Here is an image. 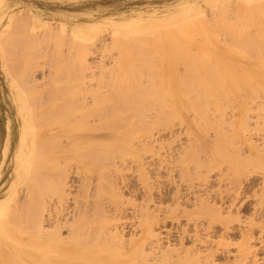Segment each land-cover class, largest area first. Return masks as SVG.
Wrapping results in <instances>:
<instances>
[{"label": "rangeland", "instance_id": "374dc122", "mask_svg": "<svg viewBox=\"0 0 264 264\" xmlns=\"http://www.w3.org/2000/svg\"><path fill=\"white\" fill-rule=\"evenodd\" d=\"M262 8L264 9V0H0V264H40V262L42 264H52V263L55 264L57 262L53 261V259L62 256L61 253L62 247L60 246L61 244H59V238L58 236H55L56 234H54V236L52 235L53 234L52 230L55 227L54 224L56 225V223L55 222L54 224L52 223L54 227L52 226V224L48 223L52 226V228L48 224H47L48 226H46L47 228L50 227L49 230H51L52 233L51 235H48L49 233L47 234V232L43 233V230L40 231L39 227L37 226L38 221L36 220H39L40 217L36 213L38 209L37 208L35 209V205L41 200V197L44 202L41 200L43 203L39 202V206L40 203L45 204L47 202L46 205L48 206V208L50 205L51 208V210L47 208L48 214L51 211L55 212L56 209L54 208H57V210L60 209L58 210L60 213L58 211L56 212L60 214L59 216H63V219L64 218L66 219V215L64 216V214H67L68 213L67 211H69V214H71L67 217V219L70 218V220L68 221L70 222L72 221L73 223L71 222V224H69V222L66 219L65 220L66 224L63 223L65 225H63L61 230L58 232L59 236H61L62 238L64 237L68 238L70 235H72V234L69 235V233L76 232L75 230L76 226L81 225L80 223L83 222V217H85L86 215L85 213H88L86 212L88 208V210H90L89 211L90 215L93 213L98 214L99 212H101V216H102V213L105 212L104 213L105 216L103 215L104 216L103 218H106L108 216L110 217L111 214V217L108 218L112 221V223L115 224L119 223V226H117L118 224L115 226H117L118 232L121 234V238H123L126 241L134 238L135 239L140 238L142 235L144 236L143 240L146 241L148 238L150 239V237L148 238L146 237L151 236L152 234V233L149 234L148 231L151 232L152 230L155 234V237L153 238L154 239L159 238L161 244L160 246L161 248H159L161 249L160 251L161 252L162 250L164 252L167 251L168 253H170V255L171 254L173 255V257H171L173 258V262H174L173 264H188L189 261L187 257L185 258L184 256L188 250L194 249L195 244L194 241L189 239L188 237L182 239L183 232L181 231L189 227V229L192 231V232L189 231V233L194 234V228H196V225L197 226L200 225V228H206V226L208 225L207 222L208 217L203 214L207 210L206 206L208 205V203H210L209 205L213 203L210 202L212 191H215L217 193L218 196L216 202L219 207L223 208V211L225 213L224 215L226 216L228 214L227 217L230 218L233 217L231 221H233V225L236 228L245 229L246 221H248L249 218L253 215L252 212L254 209L252 207L253 204H255V197L253 196L254 197L253 198L252 195L254 194L255 191H258L261 187L260 183L263 180L261 176L264 175L263 174L264 170H262L263 173H261L260 172L261 168L257 169L259 170L256 171L257 173L255 172L252 173L253 175L255 174L254 176L252 175L253 178L244 181V185L242 186V189L244 191L242 190L243 194H241L240 197L241 199L239 200L242 201L246 200L244 195L245 193L247 195L251 194L252 199L250 202H248L249 205H247V207L248 206L249 207L248 208L241 207L240 203L242 201H240L236 203V204L239 203L238 204L239 206L235 205L236 207L235 208L233 207L230 213L229 202L235 199L237 195L236 193L239 191V187H238L239 183L238 184L233 183V180L235 179L234 175H232L231 169H230L231 172L227 171V169L232 167L233 169H235L233 164L235 163L234 159L237 160L240 154H237L238 157H236L237 155L236 156L232 155L233 153L234 154L236 153L234 151L236 150V147H238V145L232 146V143L235 144L237 143L235 142L236 140H234V137H231L232 135L230 134L232 133V129L228 125H230L229 122H231L234 118L237 120L239 119V117L238 115L233 117V112H232L233 110L229 108L225 109L227 107L225 105L226 107H224V110H226V112L224 111V113H222L224 114V118H223L224 121L223 119L221 120L223 116L219 112L220 111L223 112V111L222 109H220L219 111V108L220 106H222L221 104L222 102L220 103V101L223 100L222 98L223 92L221 90L220 92L217 91L216 85L217 86L219 84L223 85L224 83H228L231 80L232 81L233 80L237 81V79L241 80L242 77H235L233 75V71L235 70L234 68L237 67H241V66L248 67L249 69H251L252 72L254 71L252 74L253 76H257L258 74L262 73L261 69H264V58H263L264 52L261 53L258 49L257 51H255L254 48L257 47H252V46H256L253 45L254 41L252 40H254L255 35L259 33V31L257 30H260L259 28H261V26L264 25L263 24L264 22H261V20L257 17L259 15V10H261ZM20 15H22V17H20ZM24 15L26 17H29L30 20L29 25H25L21 23L19 24V22L16 23L17 20L19 19L22 18L26 19ZM16 16H18V19ZM14 20H16V22ZM224 21H226L228 25H231V23L232 25L230 27H227L226 25L227 23L224 24ZM259 21L263 25L259 26L260 24ZM262 21L264 20L262 19ZM21 22L23 23L22 20ZM221 23L226 25L224 26L225 28ZM219 25L220 26L222 25V30H220L221 27ZM9 29H11V31H9ZM225 30H227V32ZM50 33L55 36L57 35L62 36V38H64L65 41H57V40L55 41V39L54 40L53 38L51 39ZM5 35H7L6 36L8 37L7 39H5L6 38L4 37ZM246 35L249 37L247 38ZM48 38H50L51 40H49ZM13 39L14 40L16 39L17 41L15 40L14 42ZM247 39H249V41H246ZM5 40L6 41L8 40V42H6ZM9 40H13L12 43H14V45L17 46L14 47V45L11 44ZM244 41L246 43H243ZM248 42L250 43L249 45L247 44ZM251 42H253V44ZM244 45L248 49L244 48L245 47ZM242 47L244 48V50L247 49L248 51L245 52L246 50L244 51ZM250 47L252 48V50L250 49ZM4 49L6 50V52H4ZM86 49L87 51L88 49L89 51H91L89 53V55H92L90 61H93V63L95 62V64H93L94 67L98 68L101 59L104 57L105 58L102 59L104 61L101 62L103 63V65L105 62L104 66H106V63L108 64L106 66L105 71H104L105 67L98 69L93 68L94 70H97L95 71V74L97 73L98 76L96 74L92 82L96 83L97 85L100 81H102L103 83L102 85L104 86V88L111 87L107 85V83L110 82V81L108 82V80H111L112 83L114 82V80H116L117 82V83L114 82L115 84H117V86L114 84L117 87V89L116 87L114 88L111 87L113 89L108 88V90L109 89L111 90V94L107 93L108 96L105 95L107 96L106 98L103 96L101 97V93H102L101 91H103L104 93L105 91L108 90L104 89L103 87H100V84L99 87L102 88V90H100L99 94H98L99 91L98 90L96 91L97 89L96 85L95 87H93L94 89L96 88L95 90L90 88L92 90L90 91V89H88L89 90L88 91L87 89L82 90L80 86L76 84L78 82L77 75L79 73L77 72L79 71V68L76 66L77 60L74 58L76 55L78 56H80V54L82 55L84 51L86 52V53L84 52V54H88ZM7 50H9L10 52ZM18 51L20 53H18ZM261 54L263 57L259 56ZM9 55H11V57ZM19 58L26 60V61L24 60L25 66L21 73L20 72L18 73V70L19 67L20 69H22L24 62ZM16 59L18 60L17 62ZM19 60L21 62H19ZM31 60L33 61L31 62ZM10 62L12 63V65ZM13 62H16L19 66H17L16 63L13 64ZM30 62L33 64V67L32 64L30 65ZM34 62L36 63V65L34 64ZM19 63L21 64V66ZM40 64L41 66H39ZM14 65L17 68H15ZM28 66H31L30 67V69L32 68L31 70H33L34 67H37V69L34 68V71L37 70L35 74L34 73L31 74L30 73L31 71L29 72L30 69H28V73H30V75L28 74L27 76H25V73H27ZM99 69H103L104 71V72L102 71L101 75H99L100 72L98 73ZM208 69L209 71L207 72ZM75 70H77V72H75ZM141 70L146 71V73L142 72ZM16 73H18L20 76H16L18 75ZM113 73L115 74V76L118 75L119 78L118 76L114 77ZM145 74H148L149 76L147 77V75ZM32 75L35 76L32 77ZM102 75L105 76V80L107 77L106 80L107 82L105 80H102L104 77L103 78L99 77ZM137 75L139 76L141 75L139 78H142V80L140 79L138 80L139 83L141 82L140 85L136 79ZM29 78L31 79L33 78L37 85L41 84V87L39 85L40 88L38 89L35 88L33 90L32 88L33 84L31 83H33L34 81L30 79L32 81L31 82ZM103 81H105L106 84ZM122 81H124L125 84H123L124 82L122 83ZM35 83L34 85L37 86ZM112 83L110 85H112ZM19 84L22 86L24 85L23 88H25L24 93L26 97L24 96L23 90H21L22 88L20 89ZM53 85L57 89L54 88ZM105 85H107L108 87H105ZM133 85L136 86L135 89L139 91V93L135 92L136 90L133 89L134 88ZM137 85L139 87L138 89H137ZM141 87L142 89H140ZM126 88L131 90V92L128 90L125 91ZM19 89L20 91H22L21 92L22 95L20 94L18 95V93L20 92ZM62 89L66 90L67 94H64L66 92L63 91ZM77 89L78 91H76ZM26 90L27 93L25 92ZM53 90L56 91L60 90L57 92L59 95H57L56 92L54 93ZM117 90L119 91V93ZM95 91L96 93H94ZM127 91L129 92L128 93L129 95H127ZM59 92H61V94ZM120 92L124 93V94L121 93L123 97L121 95H118L120 94ZM141 92L142 94H140ZM215 92L217 96L214 95ZM42 93L43 95H41ZM51 93L53 95H56L58 98L59 97L60 98L55 99L56 96L52 97ZM62 93L64 94V96H62ZM92 93L98 96L93 95ZM132 93H134L133 96L135 97L137 95L136 98L135 97L133 98L132 96V98L136 101L132 100L131 97L130 98L128 97ZM143 93H145V95H143ZM114 94L117 95L115 96ZM211 95H214L213 100L210 98ZM120 96L122 97V99L123 98L125 99L122 100ZM93 97L98 99L101 102V104H106L108 100V103H110V105H112V107L114 106L115 108L119 104L121 105V103L123 106L121 107L125 108L128 105V101H129L130 106L129 105L128 106L131 108L129 107L128 108L131 111H129L128 113L131 114H133L136 111L138 112L136 108L137 106H139V104L142 103L143 106H139L138 108H141L140 110L146 114L145 122L147 124L145 123L144 125L145 126L148 125V127L147 128L144 127L143 131L141 129L140 131L134 129V131H132L128 135L131 137V140L132 139L133 140L132 141L129 140L128 141V144L130 143L128 145L129 147L126 146L128 148H126V150L125 149L123 150L125 151L124 153L128 152L127 154L120 155L123 153L122 150L116 152L114 150L113 151L108 150L111 149L110 144L106 145L109 147L108 149L106 148L107 149L106 151L109 153L113 152L114 153V154L112 153L113 155L110 153L111 156L107 154V152L106 153L104 152L102 146L99 148L98 145L95 146L88 145V147L85 146L84 149L80 147V149H82L87 154L81 151L80 149H77L78 153H75L76 151L71 153L70 151L75 150L78 147L72 148L69 145V143L66 142V140L68 139L67 138L68 132H66V134H63L60 138H58V140L53 139L52 142H49L41 146H39L38 144V146L32 148L33 145L35 146V142L33 143V145L30 144V142L32 143L33 141L34 133L40 130L41 127L38 128L39 125L41 126L42 124L44 127L43 124L44 120L42 121L40 119L43 118L36 117L35 119H32L33 120L32 122H30L31 120L29 121V119L26 118L27 114H24V112L22 111L23 110L22 105L25 108L27 107V110L31 109L30 111H33L40 109L41 107L40 106L38 107V105L39 104L43 105L44 102L46 104V101H48V103H53L54 105L64 103V105L61 106V108H63L64 110L61 109V111H57L60 112L59 114L61 116L59 114L57 115H59V117H61L62 119L63 116L62 114L65 115L66 112H69L71 110H73L74 112V110H76L81 106L80 103L81 102L83 103V100L80 101L81 98L85 100L88 99L89 101L90 98L92 99ZM34 98L37 101H35ZM104 98L107 100H105ZM218 98H220V100L217 101L216 99ZM38 99L41 100L39 101ZM65 100L67 101V103L73 101L70 102V104L72 103L71 104L72 106L70 104H67ZM109 100L112 101L110 102ZM113 100H115V104ZM116 100H119L120 103L119 101H117L118 102L117 103ZM139 100L143 101L144 103L146 102L145 111L142 110V108L145 109L143 102ZM209 100L210 102L212 100L211 104L213 105L214 102L215 106H212ZM137 101H139V103H137ZM65 103L67 106H65ZM134 103L135 104L137 103L138 105L137 104L135 105ZM191 103L195 105V108L192 107L194 105H192ZM216 106H218L219 108ZM118 107L117 109L121 108L120 106ZM132 111L134 112L132 113ZM230 111L232 114L230 113ZM57 115L55 116L58 117ZM55 116L52 117L55 118ZM98 117H96V122L93 121L95 124H97V127L100 126L99 123L101 122L106 123V125L108 124L105 118H102L103 119L102 120L101 118ZM211 117L212 119L213 118L216 119L215 122L212 119H209ZM51 118H49V120ZM98 119L99 121L101 119V122H99ZM225 119H227L228 121L231 119L232 120L229 122L227 121L226 123ZM122 120L124 121V119ZM122 120H120V122ZM219 120L220 122L216 123ZM37 121H42V122H40L41 124L38 122L37 125ZM47 122L49 121L47 120ZM124 122H126V120ZM223 122L226 123L227 127H225L226 126L225 125L223 126L222 129L221 125L224 124ZM32 123H34L33 127H32ZM104 123L102 125H105ZM123 123L119 124V120L115 122L117 126L118 124L119 125L122 124L123 126L124 125ZM102 125L100 127H102ZM112 125L114 126V123ZM109 126H107V130H103V131L102 129L103 128L105 129V126L103 128L99 127L101 130L97 128L96 130L97 134L103 133V134H108L110 136L112 131H114L113 130L114 127L112 126L113 128L111 131L110 128L108 129ZM122 126L118 127L119 128L118 130L122 128V130L124 131V128L126 127L123 128ZM215 127L217 129H215ZM71 131L72 130H70L69 132ZM150 131L152 136L150 133H148ZM72 132L76 134L75 130H73ZM218 132H223L222 134L225 133L227 135L226 136L227 138L228 137L232 138L231 140L232 142L229 141V143L226 140L227 138H225L227 142L224 143L225 141L223 142L224 140L223 136L225 135H222L221 142L227 144V146L226 145L223 146L224 144L223 145L221 144L222 149H220L219 143L216 144V142H214L217 140H218L217 142H220L221 133ZM145 133L148 136L150 134L149 137H151L150 139L146 137L147 139L145 140L146 141L149 140V143H153V144L150 145L148 141L146 142L147 145L149 144L148 147L146 146L147 147L146 149L151 148L152 150H150L151 152L147 151L146 152L147 154L144 152L145 153L144 157L146 158L143 163V168L145 169L142 170V168L140 167V165L142 166V163L139 164L140 162L137 163L135 161L138 164V166L137 164L134 163V160L138 159L139 161V158H137L136 155H134L132 150L134 149L138 150L141 148L140 147L141 144L139 145L137 144V142L138 143L140 142V140L138 141V139H140L139 135L143 136L142 134ZM215 134L217 135V137L220 135L218 138H216V140L215 138H213V136L216 137ZM72 135L69 136L70 140ZM145 135L143 137H145ZM136 136H138V138ZM135 137L137 139H135ZM65 138L67 139L65 140ZM105 140H107L106 143H108V141L110 142V139H105ZM135 142L137 144L136 146H134ZM212 142H214L215 144H213ZM65 146L66 148H64ZM196 147L199 149H197ZM153 148L157 151H155ZM213 148H216L217 150L215 151L221 153L222 155L221 156L219 154L220 156L219 155L217 156V161H218L217 163L218 165L220 163L223 164V166L220 165L221 169L223 170V173L227 171L226 173L228 174L231 173V175L233 176L231 177V175L229 174L230 176H227L225 182L224 180L217 179L219 176L221 177V174H219V169L210 172L207 175V172H209V168H211V165L209 166V164L211 163V161H213L212 159ZM32 149L33 152L31 151ZM197 150L198 151L200 150V153ZM225 150H228L227 153ZM79 152L80 153L83 152V153L79 154ZM222 152H224V155L222 154ZM228 152L230 154H228ZM44 153L47 154L44 155ZM98 153H100L99 155L105 153L106 155H102L103 157L105 156V158L101 156L99 157ZM148 153L151 154L149 155ZM194 153L199 154L197 155L198 161L195 160L196 155ZM185 154L186 157L185 159H183L184 157L182 156ZM226 154H228L229 158L226 157L227 159L224 160L225 156H227ZM90 155H92V157L94 155L95 158L93 157L92 159ZM118 155L119 157H117ZM230 155L233 156L231 158L234 162L231 161ZM30 156H33L30 159L32 162L29 160ZM152 156L153 158L151 160L150 158ZM190 156H192V158H190ZM120 157H122V159ZM207 157L210 159L208 160ZM147 158L148 160L150 159L149 162ZM221 158H223L224 163L222 162ZM110 159H112L113 161H111ZM120 159L122 161L125 159L124 167L128 166L127 168H124L122 166L123 162ZM146 160L148 165L145 163ZM227 160H229L231 163L233 162L232 163L233 165L230 164L229 161ZM238 160H240L242 163L241 158ZM95 161L96 164L97 162L98 164L101 163L104 164L105 161L111 164L112 162H114L116 167L113 166L111 167L110 166L111 164L108 165V163H106L107 166L105 164L104 165L105 167H103L102 166L103 164H101L99 168L98 165L93 163ZM119 161L121 162L122 165L120 164ZM150 161L153 162V165H151L152 162L150 163ZM208 161H210V163ZM236 162H237V164L235 163L236 167L238 164H241L239 161ZM118 164H120L118 166L119 168H117ZM57 165L58 167H55ZM59 165L61 166L63 165V166L61 167ZM101 167L103 170L101 169ZM253 167L257 168L258 166H253ZM104 168L107 169L104 170ZM66 169L67 172H69V174L67 172L66 173L69 175L70 178L69 185L71 186H68L66 190L68 200L65 198H64L65 200L64 199L61 200L59 198V196L62 194L60 192L61 188H59V192H58L56 187L57 186L61 187L62 180L61 182L58 181L59 182L58 183L56 180H54V178L55 179L61 178L60 173L65 172ZM89 169L90 170L93 169V170L90 171ZM108 169L112 173V175L108 173L107 174L109 175L108 177L109 178L113 177L114 180L118 179V181L115 180V182L113 183L114 180L112 178L111 179L113 181L109 178L107 181L106 179L107 176L105 175L106 174L105 171L107 172ZM249 169H251V167H249ZM53 172L54 174H57L59 172L58 174H60V176L54 175ZM86 174H89V176H87ZM41 175L42 176L44 175L45 177H43L42 179ZM103 175L106 177L102 178L103 180L100 181L101 176L104 177ZM24 176H27L28 178L26 177L24 178ZM38 177L39 178L41 177V179L39 180ZM230 177L233 179V180L231 179L232 182L230 180ZM82 181L84 182V184ZM42 182L44 184H42ZM88 182L91 184H89ZM87 183L89 184L90 189L83 187L85 185L87 187L88 186ZM101 184L103 186H101ZM105 184L106 186H104ZM52 185L54 190L50 191L52 190ZM94 185L96 188H93ZM39 187L40 189L38 190L40 191L42 196L39 195L40 193L39 194L37 193L38 190L36 188ZM44 187L45 188L51 187V189L49 188L45 189ZM80 187L81 190L79 189ZM102 188L104 190H107L109 194L106 191H104ZM44 190L47 191L46 192L47 194L44 192ZM87 190H88V194L86 195ZM109 190L111 191V193L109 192ZM218 190L219 192L221 191L220 193H223L222 194L223 196L224 195L226 196V197L224 196L225 197L224 200H221L220 193L217 192ZM55 191H57L58 193ZM93 191L94 193H92ZM95 191L97 193V196H95L96 195ZM99 191H101L102 198L101 195L100 197L98 196L100 194ZM223 191L225 192V194ZM50 193L52 195H50ZM34 196H35V200L33 199ZM36 196L38 197L41 196L39 197L40 198L39 201L37 200ZM21 198L23 199L22 201ZM200 198L204 200H201ZM27 199H29V201ZM44 199L46 200V202ZM50 199H52V201ZM194 199H196V201H194ZM198 199H199V203H198ZM107 200H109V202ZM112 200L117 204V206L115 203L113 205ZM227 200L230 201L228 202ZM23 201L26 202V204ZM110 201L112 205L110 204ZM201 201H203L202 203H204V206L206 208L204 206H201L203 204L200 205ZM22 202L24 203V205L22 204V206H20ZM89 203L90 205L92 204L91 206H93L94 204L95 205L97 204L98 206L99 204L98 206L99 209L96 206V208L99 211L95 210L96 209L95 208L94 209L95 211L93 210L92 213V208H94L95 206L91 208ZM13 204L17 205V206L15 205L16 209ZM179 204L180 207L176 208L178 207L177 205ZM31 205L34 209L30 207ZM101 206L103 209L101 208ZM41 207H43L42 209H44L43 205H41ZM82 207H85L86 210L84 211L83 209L85 208L82 209ZM23 208L27 214L26 216L30 217V218L28 217L29 219L23 213L24 211L21 210ZM106 208L109 210H106ZM113 208L115 210H111ZM141 208L143 211L141 210ZM145 208L146 210H144ZM42 209L40 208L39 212ZM100 209L102 211H100ZM27 211L30 212L32 211L33 216L31 215L30 212ZM199 211L201 212V214ZM41 212L39 214L40 216H42ZM56 212L55 215L53 214L54 216L58 214ZM21 213L26 217L25 219ZM34 213H36L39 219L36 217ZM82 213L85 215L82 216ZM89 213L86 216H88ZM94 214L93 216L91 215L92 216L91 218L93 217L98 218V216H100V213L97 216ZM15 215L17 216V218L20 219L15 218L16 217ZM18 215L20 217H18ZM75 215L82 216V218L79 216L76 217ZM13 216L15 219L13 218ZM21 216L23 217L21 218ZM31 216L34 218H32ZM144 216L148 217V220L147 218L145 219ZM238 216L240 217L238 218ZM140 217L142 219L144 217V220L142 221ZM31 218L33 219V221L35 219L34 222L37 223L36 224L32 223L33 221ZM103 218H100V220ZM118 218L121 219V221ZM21 219L23 222L19 221ZM16 220H18L19 222L16 223ZM28 220L30 221V223L28 222ZM145 220H147V222ZM140 221L143 223H141ZM18 223L20 225H18ZM26 223L30 225V226L27 225L28 228L25 225ZM93 223L94 225L97 224V226H99L98 224H102L103 221L97 220V223L92 222V224ZM32 224H34L35 228L32 227L33 226ZM23 225L26 226V229ZM71 225L72 227H70ZM184 225L186 227H184ZM36 226L38 227V230ZM71 229H73L72 232H70ZM74 230L75 232H73ZM37 231H39L40 233ZM222 232H224L223 227H218L216 229V232H214V234L210 233L211 235L213 234L214 236L213 237L207 235V231L205 230L201 231L202 236L205 239L209 238L210 239L209 243L211 242L210 244L209 243L207 244L209 246L204 244L198 245L197 248L200 249L201 255L207 254L209 251H211V249H213L212 250L213 252L217 251L216 248L218 249L217 247L218 242L220 243V241L225 239V238H221L220 236ZM236 232H237L236 234L234 233L233 235H231L232 239L230 238L229 241H227L232 243L228 247V249L231 251L230 252L231 254L230 253H223V255L217 254L216 257H213L214 259L212 261L213 264H225L226 262L231 263L235 261L237 256L239 257L240 251L238 244L241 242L242 237H240L241 231L239 232V230H237ZM156 235L158 236L156 237ZM45 237L47 238L45 239ZM149 239L147 240V243L151 245L150 243H152V240ZM222 242H226V241L224 240ZM42 243H45L44 244L45 247L43 246ZM257 244L258 243H252L251 245L253 247L255 246L254 247L255 249L260 246V244L258 245ZM146 246L148 247L147 244ZM204 246H206L207 248ZM52 247L55 249L54 250L55 252L51 250ZM42 250L45 253H43ZM17 251L19 253H17ZM148 251L149 250H147V252ZM36 252L37 253L39 252L38 253L39 255ZM180 256L184 257L182 261L180 260L181 262L178 261V259H180ZM259 257H264V251L259 254ZM44 260L47 263L43 262Z\"/></svg>", "mask_w": 264, "mask_h": 264}, {"label": "bare ground", "instance_id": "6f19581e", "mask_svg": "<svg viewBox=\"0 0 264 264\" xmlns=\"http://www.w3.org/2000/svg\"><path fill=\"white\" fill-rule=\"evenodd\" d=\"M25 16V15H24ZM17 17V19H18V16H16ZM20 17H22V15H20ZM26 17V16H25ZM250 17V16H249ZM252 17H253V15H252ZM255 17V16H254ZM260 20H261V22H264V21H262V19L264 20V9L262 8L261 10H259V15L257 16ZM16 19V20H17ZM24 18H22V19H19V20H17V22H16V20H14L16 23H18L19 22V24L21 23V24H25V25H29V23H30V20H29V17H26V19H24ZM255 19V18H254ZM258 19V20H259ZM21 20L23 21V23L21 22ZM247 20V19H246ZM248 21V20H247ZM252 21V20H251ZM243 22V21H242ZM261 22L259 21V26H261V25H263V24H261ZM225 23H227L226 21H224V24ZM221 24H223V23H221ZM223 24V27L224 26H226L227 25V27H230L231 25H232V23H231V25H228V23L226 24V25H224ZM243 24V23H242ZM241 24V25H242ZM249 24V23H248ZM233 25H234V23H233ZM236 25V24H235ZM250 25V24H249ZM24 26V25H23ZM220 26V25H219ZM245 26V25H244ZM221 27V29L220 30H222V25L220 26ZM219 27V28H220ZM238 27H240V26H238ZM247 27V26H246ZM263 27V28H262ZM225 28V27H224ZM232 28V27H231ZM233 28H235V27H233ZM251 28V27H250ZM229 29V28H228ZM260 30H257V31H259V33H257L256 35L258 36H256L255 35V37H254V40H252V41H254V44H253V42H251L253 45H256V46H252V47H257V48H254L255 49V51H257V49L261 52V53H263L264 52V25L263 26H261V28H259ZM261 29H263V30H261ZM233 30V29H232ZM246 30H249V29H246ZM7 31V30H6ZM9 31H11V29H9ZM226 32H227V30H225ZM236 31V30H235ZM240 31V30H239ZM206 32V31H205ZM230 32V31H229ZM249 32H251V31H249ZM10 33V32H9ZM235 33V32H234ZM198 34V33H197ZM205 34H207V33H205ZM230 34H232V33H230ZM248 34V33H247ZM50 38L52 39L53 38V40L55 39V41L57 40V41H65V39L64 38H62V36H55V35H52L51 33H50ZM250 35V34H249ZM7 35H5L4 37H6ZM200 36V35H199ZM202 36V35H201ZM247 36V35H246ZM254 36V35H253ZM253 36H251V37H253ZM249 36H247V38H248ZM258 39H257V38ZM8 37H6L5 39H7ZM50 38H48L49 40H51ZM245 38V37H244ZM255 39H257V40H255ZM14 40V39H13ZM13 40H9V42L11 43V44H13L14 45V43H12V41ZM16 40V39H15ZM15 40H14V42H15ZM67 40V39H66ZM6 41V40H5ZM17 41V40H16ZM246 41H249V39H247ZM251 41V40H250ZM255 41H256V43H255ZM258 41V42H257ZM2 42H3V40H2ZM6 42H8V40L6 41ZM73 42H74V40H73ZM5 43V42H4ZM243 43H246L245 41L243 42ZM243 43H242V45H243ZM17 44V43H16ZM240 44V43H239ZM248 45L250 44L249 42L247 43ZM12 45V46H13ZM15 46H17V45H14V47ZM245 46V45H244ZM4 48H6V47H4ZM93 48H94V46H93ZM92 48V49H93ZM243 48V47H242ZM244 48H247L246 46L244 47ZM244 48H243V50H244ZM13 49V48H12ZM18 49V48H17ZM248 49V48H247ZM247 49H245L244 51L245 52H247L248 50ZM250 49L252 50V48L250 47ZM253 49V50H254ZM232 50V49H231ZM7 51H9V50H7ZM17 51V50H16ZM86 51H87V49H86ZM250 51V50H249ZM4 52H6V50L4 49ZM10 52V51H9ZM13 52V51H12ZM15 52V51H14ZM83 52V51H82ZM81 52V53H82ZM85 52V51H84ZM84 52L82 53V55L80 54V56H78V55H76L77 56V58H76V56H75V58L74 59H76L77 60V62H76V66L79 68V71L77 72V70H75V72H77V73H79L78 75H77V83L76 82H74V83H76L77 85H79L80 86V88L82 89V90H88V89H90V88H92V89H94L93 87H95V85H96V83H94V82H92L93 81V78L96 76V74H95V71H97V70H94L96 67H94L93 66V64H95V62L93 63V61H90V59H91V57H92V55H89V53L91 52V51H89V49H88V51H87V53L88 54H84ZM259 52V53H260ZM17 53V52H16ZM15 53V54H16ZM18 53H20L19 51H18ZM17 53V54H18ZM86 53V52H85ZM14 54V53H13ZM93 54V53H92ZM6 55V54H5ZM10 57H11V55H9ZM15 56V55H14ZM13 56V57H14ZM16 56H19V55H16ZM260 57H263L264 56V54H263V56H262V54L261 55H259ZM12 57V58H13ZM105 58V57H104ZM104 58H102V59H104ZM264 58V57H263ZM8 59H9V57H8ZM15 59V58H14ZM18 59V58H17ZM16 59V62L18 61ZM20 59V58H19ZM31 59H33V58H31ZM71 59V58H70ZM101 59V61H104V60H102ZM7 60V59H6ZM20 60H23V59H20ZM19 60V62H21ZM25 60V59H24ZM24 60H23V62H24ZM37 60V59H36ZM106 60H108V59H106ZM26 61V60H25ZM29 61H30V59H29ZM33 60H31V62H32ZM35 61V60H34ZM100 61V65L98 66V68H104V71H105V69H106V66L108 65L107 63H106V66H104L105 65V62H104V65H103V63ZM16 62H13V64H15ZM30 62V65L32 64ZM11 63V62H10ZM98 63V62H97ZM101 63H102V65H101ZM113 63V62H112ZM20 64V63H19ZM25 64V62L23 63V66H22V69H20V67H19V70H18V73L20 72H22L23 71V68H24V65ZM34 64L36 65V63L34 62ZM10 65V64H9ZM11 65H12V63H11ZM16 65L17 66H19L17 63H16ZM7 66V65H6ZM20 66H21V64H20ZM39 66H41V64L39 65ZM10 67V66H9ZM14 67H15V65H14ZM13 67V68H14ZM29 67V68H28ZM27 67V73H25V76H27L28 74L30 75V73L32 74V73H34L35 74V72L37 71V70H35L34 71V68H36L37 69V67H38V65H37V67H34L33 68V70H31L30 69V67L31 66H28ZM32 67H33V64H32ZM198 67V66H197ZM196 67V68H197ZM15 68H17V67H15ZM94 68V69H93ZM98 68H96V69H98ZM28 69H30L29 70V72L30 73H28ZM39 69H41V68H39ZM235 70L233 71V69H232V71H233V75L235 76V77H242V79L241 80H238L237 79V81H230V82H228V83H224L223 85H216V90L217 91H219L220 92V90L223 92V100L222 101H220V103L222 104V106H220V108L218 107V106H216V107H218L219 108V111H220V109H222V111L223 112H219L223 117L221 118V120L224 118V114H222V113H224V111L226 112V110H224V107H226L225 109H232L233 111V117H235L236 115H238V117H239V119H231V120H229V121H231V122H229L227 119H225V122L227 123V121L230 123V125H228V126H230L231 127V129H232V133L230 134V135H232L231 137H234V140H236L235 142L237 143V144H235V143H232V146L233 145H238V147H236V150L234 151V152H236L235 154L233 153V151H232V155L234 156H236L237 154H240L239 155V158L238 159H240L241 158V160H242V163H241V161L240 160H236V159H234L235 160V163L237 164V162L236 161H239L241 164H238L237 165V167L235 166V163H233L234 161L232 160V158L231 157H233V156H231L230 155V158H231V161H233L232 163L234 164V167H235V169H233V167L232 168H225V169H227V171H230V169H231V171H232V175H234V178L238 181H236L235 179L233 180L231 177H233L232 175H231V173H229L230 175H231V177H230V180L232 179L233 180V183H239L237 186L239 187V191L236 193L237 195H236V197H235V199H233V200H227L228 202H229V212L231 213V211H232V209H233V207L235 208L236 206L235 205H237V206H239L238 204H236L237 202H240V201H242V200H239V199H241L240 197H241V194H243L242 193V186L244 185V181L245 180H248V179H250V178H253L252 177V173H257L256 171H259V170H257V169H260V172L261 173H263L262 172V170H264V75H262V74H264V69H261L262 70V73L261 74H258L257 76H253L252 74H253V72L251 71V69H249L248 67H237V68H234ZM10 70H11V68H10ZM14 70V69H13ZM21 70V71H20ZM94 70V71H93ZM100 70V71H99ZM98 70V73H99V75H101V73H102V71H103V69H99ZM33 71V72H32ZM103 71V72H104ZM142 72H145L146 73V71H143V70H141ZM209 71V69L207 70V72ZM74 72V73H75ZM139 72V71H138ZM18 73H16V74H18ZM141 73V72H140ZM139 73V74H140ZM228 73V72H227ZM231 73V72H230ZM13 74H14V72H13ZM15 74V75H16ZM106 74V73H105ZM114 74V73H113ZM75 75V74H74ZM103 75H104V73H103ZM99 76L100 78L102 77H104L102 80H105V76ZM145 75H147V77L149 76L148 74H145ZM16 76H20L19 74L18 75H16ZM15 76V77H16ZM33 76H35V75H32V77ZM97 76H98V74H97ZM113 76V75H112ZM111 76V77H112ZM116 76H118V75H116ZM115 76V74H114V77H116ZM141 76V75H140ZM139 75H137V77H136V79H137V82H138V80L140 79V80H142V78H139L140 77ZM31 77V76H30ZM76 77V76H75ZM25 78H27V77H25ZM35 78V77H34ZM74 78V77H73ZM91 78V79H90ZM98 78V77H97ZM118 78H119V76H118ZM117 78V79H118ZM145 78V77H144ZM234 78V77H233ZM31 78H29V80H30ZM32 81H34V79L32 78L31 79ZM30 80V81H31ZM35 80H37V79H35ZM74 80V79H73ZM106 80H107V77H106ZM105 80V81H106ZM146 80H147V78H146ZM149 80V79H148ZM31 81V82H32ZM98 81V80H97ZM105 81H103L105 84H106V82ZM111 82L112 83V81L111 80H108V82ZM17 82V81H16ZM38 82V81H37ZM47 82V81H46ZM51 82V81H50ZM99 82V81H98ZM107 83V85H109V86H111V87H116L117 86V84H115V83H117L116 82V80H114V82L112 83V85H110L111 83ZM124 81H122V83H123ZM34 83H35V81L33 82V83H31V84H33V90L35 89V88H40L41 87V84H39L40 85V87H39V85H37L36 83V85L37 86H35L34 85ZM39 83V82H38ZM43 83V82H42ZM49 83V82H48ZM94 83V84H93ZM121 83V84H122ZM139 83V82H138ZM141 83V82H140ZM140 83H139V85H140ZM30 84V85H31ZM56 84V83H55ZM57 84H59V83H57ZM61 84V83H60ZM75 84V85H76ZM99 84H100V87H103L104 88V86L102 85L103 83H102V81H100L96 86H97V89H96V91L98 90L99 92H98V94L100 93V90H102V88H100L99 87ZM116 86H115V85ZM123 84H125V82L123 83ZM20 85V84H19ZM46 85V84H45ZM67 85V84H66ZM102 85V86H101ZM107 85H105V87H108ZM114 85V86H113ZM132 85V84H131ZM22 85H20V89L21 90H23V93H24V89L25 88H23L24 87V85L21 87ZM43 86V85H42ZM54 86V85H53ZM57 86V85H56ZM134 86V85H133ZM132 86V87H133ZM111 87H108V88H110V89H113V88H111ZM121 87H122V85H121ZM121 87H120V90H121ZM124 87V86H123ZM128 87V86H127ZM221 89H220V88ZM54 88H56L55 86H54ZM53 88V89H54ZM61 88V87H60ZM59 88V89H60ZM79 88V87H78ZM100 88V89H99ZM108 88H104V89H107L108 90ZM136 88V86H134V88L133 89H135ZM139 87H138V85H137V89H138ZM219 88V89H218ZM20 89H19V91H20ZM50 89H52V88H50ZM57 89V88H56ZM64 89V88H63ZM62 89V90H63ZM80 89V90H81ZM92 89H90V91L92 90ZM94 89V90H95ZM108 90V91H105L104 93H103V91H101L102 93H101V97L103 96V97H107L108 95H107V93L108 94H111V90ZM116 89H117V87H116ZM140 89H142V87L140 88ZM139 89V90H140ZM70 90V89H69ZM72 90V89H71ZM81 90V91H82ZM115 90V89H114ZM119 90V89H118ZM117 90V91H118ZM126 90H128V91H130L131 92V90H129V89H125V91ZM136 90V89H135ZM28 91H29V89H28ZM54 91V93L56 92H58V91H60V90H58V91H56V90H53ZM63 91H65L66 93H64V94H67V91L66 90H63ZM76 91H78V89L76 90ZM89 91V90H88ZM96 91L94 92V93H96ZM127 91V95H129L128 92ZM21 92L22 91H20L19 93H18V95L20 94V95H22L21 94ZM26 93H27V90L25 91ZM134 92V91H133ZM136 93H139V91H135ZM134 92V93H135ZM145 92V91H144ZM53 93V92H52ZM51 93V94H52ZM60 94H61V92H59ZM94 93H92L93 95H96V94H94ZM118 93H119V91H118ZM121 93L122 94H124L123 92H120V94H118V95H121ZM134 93H132L130 96H128L129 98L131 97L132 98V96H133V94ZM48 94V93H47ZM47 94H46V97H47ZM51 94H49V95H51ZM64 94L62 93V96H64ZM74 94H75V92H74ZM103 94V95H102ZM140 94H142V92L140 93ZM221 94V93H220ZM219 94V95H220ZM41 95H43V93L41 94ZM57 95H59L58 93H57ZM87 95V94H86ZM86 95H85V98H86ZM105 95H107V96H105ZM115 95V94H114ZM117 95V94H116ZM115 95V96H116ZM126 95V94H125ZM136 95V94H135ZM143 95H145V93H143ZM214 95H216V92H215V94ZM214 95H211L210 96V98L213 100V98H214ZM24 96H25V93H24ZM23 96V97H24ZM55 97L56 95H53L52 94V97ZM96 96H98V95H96ZM95 96V97H96ZM122 97H123V95H121ZM120 96V98L122 99V97ZM142 96V95H141ZM141 96H139V97H141ZM217 96V95H216ZM26 97V96H25ZM45 97V96H44ZM50 97V96H49ZM90 97V96H89ZM89 97H87V98H89ZM95 97H93L92 99L90 98V100H92V101H88V99L87 100H85V99H80V101H82L83 100V103L81 102L80 103V107L79 108H77L76 109V107H75V109L76 110H74V112H73V110H71V111H69V112H66L65 113V115L64 114H62L63 116H62V119H61V117H59V113L60 112H57V111H61V109H63V108H61V106L62 105H64V103H62V104H53V103H48V101H46V104H45V102L43 103V105H41V104H37L38 105V107L40 106L41 108L40 109H38V110H33V111H30V110H27V107L25 108L23 105H22V111L24 112V114H27V119H29V121L30 122H32L33 120L32 119H35L36 117H39V118H43V119H40V120H44V122H43V124H44V127H43V125L40 123V122H42V121H37V125H38V122L41 124V126L39 125V127L38 128H40V130H38V131H36L35 133H34V135H33V141H32V143L30 142V144H32L33 145V143L35 142V146L33 145H31L32 146V148H34V147H36V146H38V144H39V146H41V145H45V144H47V143H49V142H52V140L53 139H57L58 140V138H60L63 134H66V132H68L67 134V138H65V140H66V142H68L69 143V145L72 147V148H76V147H78V148H76L75 150H72V151H70L71 153L72 152H74V151H76L75 153H78V150L77 149H80V147L81 148H83L84 149V147L85 146H87L88 147V145H93V146H95V145H98L99 146V148L102 146L103 147V150H104V152L106 153L107 151V149L109 148L108 146H106L107 144H110L109 146L111 147V149H108V150H114L115 152L116 151H121L122 150V152L124 153L125 151H123L124 149L126 150V148H128L129 146V144H128V141L129 140H131V137L130 136H128L132 131H134V129L135 130H139L140 131V129L143 131L144 130V127L145 128H147L148 127V125L147 126H145L144 124L146 123L145 122V117H146V114L145 113H143V111H141L140 109L141 108H138L139 106H143L142 105V103L141 104H139V106H137V108H136V106H135V108L138 110V112L136 111V112H134V111H132V113L133 114H131V113H128L129 111H131L129 108H131V107H129L130 106V104H129V101H128V105H127V103H126V107L125 108H122L123 106H122V103H121V105L119 104L118 106H122L120 109H117V107L115 108L114 106L112 107V105H110V103H108V100L107 99H105V100H107V102H106V104H101V102L98 100V99H96ZM100 97V98H101ZM118 97V96H117ZM135 96H133V98H134ZM136 97H137V95H136ZM135 97V98H136ZM138 97V98H139ZM144 97V96H143ZM220 97V96H219ZM58 97L56 96L55 97V99H57ZM60 98V97H59ZM58 98V99H59ZM80 98V97H79ZM95 98V99H94ZM126 98H127V96H126ZM132 98V100H134ZM137 98V99H138ZM145 98V97H144ZM217 98V97H216ZM21 99H22V97H21ZM42 99V98H41ZM40 99V100H41ZM103 99V100H104ZM112 99H114V98H112ZM123 99H125V98H123ZM122 99V100H123ZM140 99V98H139ZM28 100V99H27ZM30 100V99H29ZM34 100L35 101H37L35 98H34ZM39 100V99H38ZM39 100V101H40ZM78 100V99H77ZM128 100V99H127ZM127 100H126V102H127ZM141 100H143V99H141ZM141 100H139V101H141ZM212 100H211V102H212ZM217 101L218 100H220V98H218V99H216ZM258 100H259V103H258ZM21 101V100H20ZM44 101V100H43ZM110 101V100H109ZM112 101V100H111ZM110 101V102H111ZM114 101V104H115V100H113ZM117 101H119V100H116V102ZM134 101H136V100H134ZM139 101H137V103H139ZM29 102V101H28ZM31 102V101H30ZM64 102V101H63ZM65 102L67 103V101L65 100ZM70 102H73V101H70ZM70 102H68L67 104H70ZM75 102V101H74ZM77 102V101H76ZM123 102V101H122ZM124 102H125V100H124ZM130 102H131V100H130ZM141 102H143V101H141ZM148 102V101H147ZM209 102H210V100H209ZM211 102H210V104H211ZM32 103H35V102H32ZM38 103V102H37ZM66 103H65V106H67L66 105ZM118 103V102H117ZM119 103H120V101H119ZM132 103H133V101H132ZM131 103V104H132ZM136 103V104H137ZM146 103V102H145ZM145 103L143 102V104H144V107H145V109L144 108H142V110H146V106H145ZM28 104V103H27ZM26 104V105H27ZM72 104V103H71ZM70 104V105H71ZM74 104V103H73ZM109 104V105H108ZM112 104H113V102H112ZM135 104V103H134ZM133 104V105H134ZM135 104V105H136ZM192 104V103H191ZM210 104H209V106H210ZM220 104V105H221ZM34 105V104H33ZM76 105V104H75ZM77 105H78V103H77ZM132 105V106H133ZM138 105V104H137ZM192 105H194V104H192ZM212 105V104H211ZM226 105V106H225ZM69 106V105H68ZM72 106V105H71ZM70 106V107H71ZM150 106V105H149ZM149 106H147V107H149ZM191 106V105H190ZM212 106H215L214 105V102H213V105ZM70 107H68V108H70ZM129 107V108H128ZM134 107V106H133ZM192 107H194L195 108V105L194 106H192ZM67 108V107H66ZM65 108V109H66ZM73 108V107H72ZM119 108V107H118ZM34 109V108H33ZM217 109V108H216ZM64 110V109H63ZM67 110V109H66ZM117 110V111H116ZM119 110V111H118ZM186 110V109H185ZM215 110V109H214ZM140 111V112H139ZM177 111V110H176ZM208 111V110H207ZM109 112H111V113H109ZM230 113H231V111H230ZM57 114H59V115H57ZM232 114V113H231ZM55 115H57L58 117H56ZM221 115H219V116H221ZM226 115V114H225ZM228 115V114H227ZM52 116H55V118H53ZM61 116V115H60ZM98 116H100V117H98ZM180 116V115H179ZM215 116V115H214ZM232 116V115H231ZM52 117V118H51ZM96 117H98V118H105V120L107 121V125H106V123H104L105 125H102L103 123L101 122V119H100V121H99V119H98V121L99 122H101V123H99L100 124V126L102 125V127H100V126H98L97 127V124H95L94 122H96ZM213 117V116H212ZM212 117L211 118H209V119H212ZM217 117H218V115H217ZM39 118H37V119H39ZM49 118H51L50 120H51V122H50V120H49ZM58 118H60V119H58ZM227 118V117H226ZM122 119H124V121L126 120V122H124ZM47 120L49 121V122H47ZM57 122H56V121ZM103 120V119H102ZM104 120V121H105ZM119 120V124L120 123H123L124 125L122 126V124L121 125H119L118 124V126L115 124V122L116 121H118ZM120 120H122L121 122H120ZM214 122H215V120L216 119H212ZM28 121V120H27ZM94 121V122H93ZM223 121H224V119H223ZM26 122V121H25ZM218 122H220V120L219 121H217L216 123H218ZM27 123V122H26ZM114 123V126L112 125ZM221 123H222V121H221ZM224 123V122H223ZM226 123H224L223 125H221L222 126V129H223V126H225L226 125ZM28 124V123H27ZM33 124L34 123H32V127H33ZM98 124V125H99ZM127 124V125H126ZM147 124V123H146ZM232 124V125H231ZM30 125V124H29ZM111 127H110V126ZM214 125H215V123H214ZM105 126V129L103 128ZM107 126H109L108 127V129L110 128V130L112 131V128H113V130L114 131H112V133L110 134V136L108 135V134H103V133H98L97 134V128L99 129V130H101L100 128H103L102 129V131L103 130H107ZM113 126V127H112ZM126 127V128H124V131L122 130V128L120 129V130H118L119 128L118 127ZM31 127V126H30ZM43 127V128H42ZM100 127V128H99ZM116 127V128H115ZM151 127V126H150ZM225 127H227V125L225 126ZM230 127H228V128H230ZM139 128V129H138ZM217 128H218V126H217ZM216 127H215V129H217ZM221 128V127H220ZM117 129V130H116ZM70 130H75V133L77 134V132H78V134L76 135V134H74L72 131L71 132H69ZM147 130H149V129H147ZM151 130V129H150ZM33 131V130H32ZM31 131V132H32ZM77 131V132H76ZM220 131V130H219ZM226 131V130H225ZM224 131V132H225ZM215 132V131H214ZM214 132H213V135H214ZM74 134V135H72V134ZM148 133H150L151 134V131L150 132H148ZM216 133H217V131H216ZM218 133H221V139H220V142H217V141H214V142H216V144H220V149H222V145L224 144V143H226L227 141H228V143H229V141H231L232 140V138H227L226 136V134L224 133V134H222L223 132H218ZM72 135L71 136V140H70V138H69V136L70 135ZM146 134V133H145ZM145 134H142L143 136L145 135ZM150 134H149V136H150ZM29 135H30V133H29ZM75 135H76V137H75ZM132 135V134H131ZM147 135V134H146ZM145 135V137H143V136H140L139 135V137H140V139H138V141L140 140V142L138 143L137 141V144H141L140 145V149H138V150H132L133 151V153H134V155H136V157L137 158H139V161H138V159L137 160H134V163L135 164H137V163H139V164H141L142 163V166L140 165V167L142 168V170L143 169H145V168H143V163H144V161H145V158L146 157H144L145 156V153L147 152V151H150V150H152L151 148H148V149H146L147 147H148V145L150 144H153V143H149V140H147L148 141V145L146 144V140L145 139H147L146 137H148V139H150L151 137H149L148 135L146 136ZM212 135V136H213ZM216 135V134H215ZM222 135H225V136H223V138H224V140H223V142H221L222 141ZM229 135V136H230ZM135 136V135H134ZM151 136H152V134H151ZM218 136V137H219ZM72 137H75V138H72ZM127 137V138H126ZM130 137V138H129ZM137 138H138V136H136ZM135 137V139H137ZM204 137V136H203ZM217 137V135H216V137H214L213 136V138H215V140H216V138H218ZM30 138V137H29ZM133 138V137H132ZM225 138H227L226 140H225ZM36 141H35V140ZM105 139H110V142L108 141V143H106L107 142V140H105ZM155 139V138H154ZM230 139V140H229ZM64 140V139H63ZM69 140V141H68ZM133 140V139H132ZM131 140V141H132ZM152 140V139H151ZM234 140H233V142H234ZM105 141V142H104ZM154 141V140H153ZM136 142L134 143V146H136L137 144H136ZM156 142V141H155ZM154 142V143H155ZM209 142V141H208ZM214 142H212L213 144H215ZM232 142V141H231ZM230 142V143H231ZM211 143V142H210ZM62 144V143H61ZM212 144V145H213ZM222 144V145H221ZM138 145V146H139ZM227 146V144H224L223 146ZM97 146V147H98ZM113 146V147H112ZM126 146H128V147H126ZM147 146V147H146ZM211 146V145H210ZM217 146V145H216ZM56 147H57V145H56ZM62 147V146H61ZM132 147H133V145H132ZM200 147V146H199ZM214 147H215V145H214ZM231 147V146H230ZM64 148H66V146L64 147ZM107 148V149H106ZM197 148V147H196ZM201 148V147H200ZM90 149H91V147H90ZM145 149H146V151H145ZM154 149V148H153ZM195 149V148H194ZM197 149H199V148H197ZM226 149V148H225ZM233 149H234V147H233ZM29 150V149H28ZM27 150V151H28ZM81 151H83L82 149H80ZM79 150V151H80ZM93 150H95V149H93ZM155 150V149H154ZM215 150H217L216 148H213V151H212V159H213V161H211V163H210V161H208L210 164H209V166L211 165V168H209V172H207V175H208V173H210V172H213V171H215V170H218L219 169V174H221V177L219 176L218 177V175H217V179H219V180H224V182H225V179H227V176H230L228 173H223V170L221 169V167H220V165L221 166H223V164H221L220 162V164L218 165V161H217V156L220 154L221 155V153H218L217 151H215ZM32 152H33V149L31 150ZM35 151V150H34ZM97 151V150H96ZM99 151H100V149H99ZM102 151V150H101ZM155 151H157V150H155ZM160 151V150H159ZM192 151H194V150H192ZM198 151V150H197ZM222 151V150H221ZM226 151V153H227V151L228 150H225ZM224 151V152H225ZM229 151H231V150H229ZM32 152H31V154H32ZM39 152V151H38ZM46 152V151H45ZM84 152V151H83ZM82 152V153H83ZM98 152V151H97ZM127 152V151H126ZM145 152V153H144ZM151 152V151H150ZM199 153H200V150L198 151ZM220 152V151H219ZM224 152H222V154L224 155ZM42 153V152H41ZM70 153V154H71ZM74 153V154H75ZM82 153H80L79 152V154H82ZM84 153H86V152H84ZM96 153V152H95ZM101 153V152H100ZM100 153H98V155L100 154ZM105 153H102V155H106ZM111 154L113 153V152H110ZM109 152H107V154H109L110 156H111V154H110ZM120 154V155H125V154H127V153H124V154ZM154 153V152H153ZM197 153V152H196ZM218 153V154H217ZM45 154H47V153H44V155ZM58 154V153H57ZM87 154V153H86ZM114 154V153H113ZM112 154V155H113ZM129 154H131V153H129ZM147 154V153H146ZM149 154V153H148ZM151 154V153H150ZM149 154V155H150ZM156 154V153H155ZM193 154V153H192ZM191 154V155H192ZM195 154V153H194ZM228 154H230L229 152H228ZM228 154H226L227 156H225V158H224V160L225 159H227L226 157H228L229 158V156H228ZM78 155V154H77ZM102 155H99V157L101 156V157H103ZM196 155V159L195 160H197L198 161V156L197 155H199V154H195ZM194 155V156H195ZM219 155V156H220ZM27 156V155H26ZM43 156V155H42ZM51 156V155H50ZM79 156V155H78ZM81 156V155H80ZM84 156V155H83ZM91 157H92V155H90ZM95 156H96V154H95ZM155 156V155H154ZM222 156V155H221ZM31 157H33V156H30V158H29V160L31 159ZM85 157V156H84ZM90 157V158H91ZM93 157H94V155H93ZM93 157H92V159H93ZM108 157V156H107ZM117 157H119V155L117 156ZM182 157H184L183 159H185V157H186V154L185 155H183ZM236 157H238V155L236 156ZM46 158H48V157H46ZM95 158V157H94ZM98 158V157H97ZM103 158H105V156L103 157ZM121 159H122V157H120ZM126 158V157H125ZM150 158V157H149ZM152 158H153V156L150 158L151 160H152ZM190 158H192V156H190ZM194 158V157H193ZM208 158V157H207ZM220 158V157H219ZM26 159V158H25ZM62 159V158H61ZM88 159V158H87ZM92 159H90V160H92ZM102 159V158H101ZM119 159V158H118ZM120 159V160H121ZM149 159V160H150ZM200 159V158H199ZM210 158H208V160H209ZM34 160H36V159H34ZM104 160V159H103ZM111 161H113L112 159H110ZM125 160V159H124ZM124 160L122 161L123 163V165L121 164V162H120V164L124 167ZM147 160H148V158H147ZM147 160H146V164H147ZM149 160H148V162H149ZM221 160H222V162H223V158H221ZM31 161V160H30ZM39 161V160H38ZM42 161V160H41ZM49 161V160H48ZM55 161V160H54ZM61 161V160H60ZM89 161V160H88ZM108 161V160H107ZM115 161V160H114ZM118 161V160H117ZM137 163H136V162ZM200 161V160H199ZM227 161H229V160H227ZM243 161H244V163H243ZM32 162V161H31ZM63 162H64V160H63ZM103 162V161H102ZM109 162V161H108ZM108 162H106L105 161V163L103 164V163H101V164H103L102 166L103 167H105L104 165L106 164V163H108ZM152 161H150V163H151ZM183 162V161H182ZM202 162V161H201ZM47 163V162H46ZM59 163V162H58ZM60 163H62V162H60ZM66 163V162H65ZM93 163H95L96 164V161L95 162H93ZM224 163V162H223ZM229 163L230 164H232L230 161H229ZM84 164V163H83ZM101 164H98V162H97V164L96 165H98L99 166V168H100V166H101ZM111 163H108V165H110ZM113 164V165H112ZM112 164L110 165L111 167L113 166V167H116L115 166V164H114V162H112ZM117 164V163H116ZM120 164H118L117 165V168H119L118 166L120 165ZM127 164H128V162H127ZM183 164H185V163H183ZM199 164H200V162H199ZM204 164V163H203ZM206 164V163H205ZM232 164V165H233ZM40 165V164H39ZM54 165V164H53ZM65 165V164H64ZM148 165V164H147ZM150 165V164H149ZM151 165H153V162L151 163ZM249 165H251V166H249ZM48 166V165H47ZM59 166H61V165H59ZM63 166V165H62ZM61 166V167H62ZM85 166H86V164H85ZM97 166V167H98ZM106 166H107V164H106ZM109 166V167H110ZM137 166H138V164H137ZM253 166H258L257 168L256 167H253ZM28 167H29V165H28ZM52 167V166H51ZM55 167H58V165L57 166H55ZM73 167V166H72ZM83 167V166H82ZM96 167V166H95ZM121 167V166H120ZM122 167V168H123ZM128 167V166H127ZM127 167H124V168H127ZM145 167V166H144ZM147 167V166H146ZM199 167V166H198ZM197 167V168H198ZM249 167H251V169H249ZM253 167V168H252ZM43 168H44V166H43ZM93 168V167H92ZM99 168H97V169H99ZM54 169V168H53ZM70 169V168H69ZM68 169V170H69ZM74 169V168H73ZM84 169H86V168H84ZM101 169H102V167H101ZM107 168H104V170H106ZM200 169V168H199ZM202 169V168H201ZM210 169H211V171H210ZM221 169V170H220ZM252 169H254V170H252ZM60 170V169H59ZM62 170V169H61ZM90 170V169H89ZM93 170V169H92ZM92 170H90V171H92ZM103 170V169H102ZM139 170V169H138ZM252 170V171H251ZM42 171V170H41ZM50 171V170H49ZM56 171V170H55ZM64 171V170H63ZM117 171V170H116ZM225 171V170H224ZM230 171V172H231ZM251 171V172H250ZM26 172V171H25ZM24 172V173H25ZM46 172V171H45ZM60 172V171H59ZM58 172V173H59ZM67 169L65 170V172H63V173H60L61 174V178H54V175H59L60 176V174H54V172H53V178H54V180H56L57 182L59 181V182H61V180H62V182H61V187L60 186H57L56 187V189L58 190V192H59V188H61L62 189V191H61V189H60V192L62 193L60 196H59V198L61 199V200H63L64 198L65 199H67L68 200V196H67V193H66V190H67V187L68 186H71V185H69L70 184V181H69V172H67ZM88 172V171H87ZM113 172V171H112ZM27 173V172H26ZM106 173V174H105ZM105 173H103V174H105L106 176H107V181H108V176L109 175H107L108 173H110L111 175H112V173H111V171L108 169V171L106 172L105 171ZM144 173H145V171H144ZM260 173V174H261ZM28 174V173H27ZM114 174V173H113ZM216 174V173H215ZM259 174V175H260ZM264 174V173H263ZM50 175V174H49ZM77 175V174H76ZM87 176H89V174H86ZM95 175V174H94ZM111 175H110V177H111ZM146 175V174H145ZM144 175V176H145ZM210 175V174H209ZM255 175V174H254ZM253 175V176H254ZM257 175V174H256ZM63 176V177H62ZM86 176V177H87ZM93 176V175H92ZM104 176V175H103ZM106 176H104V177H102L101 176V178H100V181H102L103 179L102 178H105ZM114 176V175H113ZM258 176V175H257ZM261 176V175H260ZM259 176V177H260ZM28 178L27 176H24V178ZM41 177H42V179H43V177H45L44 175L42 176L41 175ZM41 177L39 178V180L41 179ZM56 177V176H55ZM80 177V176H79ZM146 177V176H145ZM237 177V178H236ZM48 178V177H47ZM81 178V177H80ZM85 178V177H84ZM112 179H113V177H111ZM111 178H109V179H111ZM116 178V177H115ZM207 178H208V176H207ZM211 178V177H210ZM215 178H216V176H215ZM261 178L263 179L262 181H261V183H260V185H261V187H260V189L258 190V191H255L254 192V194L252 195V197L254 196L255 197V204H253V215L249 218V216H248V218H249V220L248 221H246V228L244 229V228H236L234 225H233V221H231V219L233 218H230V217H227V215L225 216L224 214V211H223V208H221V207H219L218 205H217V193L215 192V191H212V194H211V200H210V202H213L211 205H209L210 203H208V205L206 206L207 207V210L205 211V210H202V211H205L204 212V214L203 215H206L207 217H208V221L207 220H205V221H207L208 222V225H207V223H206V228H200V225H196V228H194V234H191V233H189V231H191L190 229H189V227H187V228H185L183 231H181V232H183V238L182 239H185L186 237H188L189 239H191V240H193L194 241V244H195V247H194V249L193 250H188L187 252H186V254H185V258L187 257V259H188V264H213V257H216L217 256V254H222L223 255V253H230L231 251L228 249V247H229V245H231L232 243H230V242H227V241H229V239L231 238V235H233L234 233L236 234L237 232V230H239V232L241 231V236L240 237H242V239H241V242L238 244L239 245V251H240V255H239V257L237 256L236 257V259H235V261L234 262H231V263H225V264H264V257H259V254L261 253V252H263L264 251V175H262L261 176ZM30 179V178H29ZM111 179V180H112ZM147 179H148V177H147ZM229 179V178H228ZM24 180V179H23ZM50 180V179H49ZM94 180V179H93ZM92 180V181H93ZM105 180V179H104ZM114 180V179H113ZM112 180V181H113ZM116 180V179H115ZM115 180L113 181V183L115 182ZM208 180V179H207ZM215 180V179H214ZM232 180H231V182H232ZM44 181H45V179H44ZM55 181V182H56ZM81 181V180H80ZM116 181H118V179L116 180ZM236 181V182H235ZM251 181V180H250ZM254 181V180H253ZM258 181V180H257ZM58 182V183H59ZM75 182V181H74ZM83 182V181H82ZM90 182V181H89ZM88 182V183H89ZM99 182V181H98ZM227 182V181H226ZM231 182H230V184H231ZM28 183V182H27ZM45 183H46V181H45ZM54 183V182H53ZM73 183V182H72ZM87 183V187H86V185L85 186H83V187H85V188H89L90 189V187H89V184H91V183H89L88 184ZM95 183V182H94ZM101 183V182H100ZM110 183V182H109ZM117 183V182H116ZM115 183V184H116ZM213 183V182H212ZM211 183V184H212ZM258 183V182H257ZM256 183V184H257ZM42 184H44L43 182H42ZM49 184V183H48ZM47 184V185H48ZM75 184V183H74ZM83 184H84V182H83ZM82 184V185H83ZM102 184H103V182H102ZM101 184V186H103ZM229 184V185H230ZM249 184H250V182H249ZM81 185V186H82ZM96 185V184H95ZM95 185H94V187L93 188H96L95 187ZM100 185V184H99ZM117 185V184H116ZM245 185H247V184H245ZM253 185H254V183H253ZM252 185V186H253ZM33 186V185H32ZM104 186H106V184L104 185ZM225 186V185H224ZM256 186V185H255ZM108 187V186H107ZM116 187V186H115ZM230 187V186H229ZM233 187V186H232ZM25 188H26V186H25ZM45 188V187H44ZM46 188H49V187H46ZM45 188V189H46ZM71 188V187H70ZM84 188V189H85ZM97 188H98V186H97ZM220 188V187H219ZM24 189V188H23ZM37 190L38 189H40V187L39 188H36ZM49 189H51V187L49 188ZM72 189V188H71ZM80 190H81V187L79 188ZM103 189V188H102ZM214 189V188H213ZM228 189V188H227ZM234 189V188H233ZM238 189V188H237ZM245 189V188H244ZM20 190V189H19ZM54 190V188H53V185H52V190H50V191H53ZM82 190H83V188H82ZM96 190V189H95ZM104 190V189H103ZM110 190H111V188H110ZM109 190V192L111 193V191ZM24 191V190H23ZM26 191V190H25ZM71 191V190H70ZM92 191V190H91ZM97 191V190H96ZM96 191H95V193H96ZM104 191H106L107 192V190H104ZM224 191H225V189H224ZM223 191V192H224ZM244 191V190H243ZM15 192V191H14ZM41 192H42V189H41ZM44 192L46 193L47 191H45L44 190ZM55 192H57V191H55ZM57 192V193H58ZM75 192V191H74ZM73 192V193H74ZM100 192V194L98 195L99 197H100V195H101V191H99ZM217 192H219V190L217 191ZM221 192V191H220ZM219 192V193H220ZM228 192V191H227ZM38 194L40 193V191L38 190V192H37ZM52 193H54V192H52ZM92 193H94V191L92 192ZM108 193V192H107ZM245 193V192H244ZM47 194V193H46ZM49 194V193H48ZM71 194V193H70ZM88 194V190H87V193H86V195ZM109 194V193H108ZM223 193H220V196H221V200H224V198L226 197L225 195V197L222 195ZM224 194H225V192H224ZM39 195H41V193L39 194ZM50 195H52L51 193H50ZM75 195V194H74ZM91 195V194H90ZM92 195H95V194H92ZM111 195V194H110ZM201 195H203V194H201ZM227 195H229V194H227ZM245 195V199L246 200H243L241 203H240V205H241V207H247V205H249V203L248 202H250L251 201V199H252V197H251V194L250 195H247L246 193L244 194ZM42 196V195H41ZM41 196H39V197H41ZM95 196H97V193H96V195ZM95 196H93V197H95ZM198 196H199V194H198ZM205 196V195H204ZM26 197H27V195H26ZM37 197V200L39 201L40 200V198L38 197V196H36ZM203 197V196H202ZM209 197V196H208ZM227 197H229V196H227ZM253 197V198H254ZM81 198H82V195H81ZM87 198V197H86ZM91 198V197H90ZM101 198H102V195H101ZM100 198V199H101ZM195 198V197H194ZM220 198V197H219ZM244 198V197H243ZM34 200H35V196H34V198H33ZM32 199V200H33ZM64 199V200H65ZM201 200H204V199H202V198H200ZM210 199V198H209ZM23 199L21 198V201H22ZM28 201H29V199H27ZM33 200V201H34ZM36 200V201H37ZM41 200H42V197H41ZM39 201V202H42V201ZM45 200V199H44ZM51 201H52V199H50ZM75 200V199H74ZM92 200V199H91ZM95 200V199H94ZM239 200V201H238ZM20 201V200H19ZM78 201V200H77ZM80 201V200H79ZM88 201H89V199H88ZM105 201V200H104ZM108 202H109V200H107ZM113 201V200H112ZM194 201H196V199H194ZM18 202V201H17ZM24 202V201H23ZM19 203L20 204V206H22V204L24 205V203L26 204V202H24V203ZM31 202V201H30ZM39 202L36 204L37 205V207H36V205H35V209L37 208L38 210L36 211V213H37V215L40 217V219L38 218V216L36 215V213H34L35 215H36V217L39 219V220H36V221H38V227H39V229H40V231L41 230H43V233L45 232H47V234L48 235H51L52 233V235L54 236V234H56L55 236H58V238H59V244H61L60 246L62 247V250H61V253H62V256L61 257H58V258H54L53 259V261H55V262H57V263H55V264H173L174 262H173V258H171V257H173V255L171 254L170 255V253H168L167 251H163L162 250V252L160 251L161 249H159V248H161L160 246H161V244H160V241H159V238H153V237H155V234H154V232L151 230V228H150V230H151V232L150 231H148L149 232V234H151V236H152V238L154 239H152L151 238V236H147L146 238H148V237H150V239L149 240H152V243H150L151 245H149L148 243H147V240L146 241H144L143 240V238H144V236L142 235L140 238H134V239H130V240H124L123 238H121V234L118 232V229H117V226H119V223H117V224H115V223H112V221L109 219L110 217H111V214H110V217L108 218V217H106V218H103L104 216H105V212H103L102 213V216H101V212H99L100 213V216H98V218L100 217V218H103V219H101L100 220V218L98 219V218H96V217H93V218H91L92 216H93V210L96 208V206H97V204L95 205H93V206H95L94 208H92L93 206H91L90 205V203H89V205L91 206V208H92V213L93 214H91L90 215V213H89V211L90 210H88V208H87V211L86 212H88L89 213V215L88 216H86L88 213H85V214H83L82 213V216H84L85 215V217H83V222L82 223H80L81 225H79V226H76V232H75V230L73 231V232H75V233H69V235L70 234H72V235H70L68 238H62L61 236H59V234H58V232L61 230V228H62V226L63 225H65L66 224V219H67V217L69 216V215H71V214H69V211H67L68 213V215L67 214H64V216L66 215V219L64 218L63 219V216H59L60 214V212L58 211V210H60V209H58L57 210V208H54V209H56V211H58V212H56V213H58V214H56V216H54L55 215V212L54 211H51L49 214H48V209L49 210H51V208H50V205H49V208H48V206L46 205V200H45V204H41L40 203V206H39ZM44 202V201H43ZM42 202V203H43ZM61 202V201H60ZM63 202H65V201H63ZM74 202V201H73ZM81 202H82V200H81ZM91 202V201H90ZM107 202V203H108ZM203 201H201V203H200V205L201 204H203V205H201V206H204V203H202ZM77 203H79V202H77ZM114 201H113V205H114ZM198 203H199V199H198ZM62 204V203H61ZM110 204H111V201H110ZM116 204V203H115ZM228 204V203H227ZM14 205V207H15V209H16V204H13ZM16 205V206H15ZM41 205H43L44 206V209H42L43 207H41ZM112 205V204H111ZM120 205V204H119ZM118 205V206H119ZM144 205V204H143ZM28 206V205H27ZM57 206V205H56ZM83 206V205H82ZM98 206H99V204H98ZM98 206H97V208H98ZM104 206V205H103ZM116 206H117V204H116ZM146 206V205H145ZM178 207H176V208H179L180 207V204L179 205H177ZM196 206V205H195ZM25 207V206H24ZM30 207H32V205L30 206ZM38 207H40L42 210V212H41V214H42V216H40L39 214H40V212H39V210H40V208H38ZM53 207V206H52ZM55 207V206H54ZM60 207V206H59ZM78 207V206H77ZM111 207V206H110ZM115 207V206H114ZM169 207V206H168ZM197 207V206H196ZM205 207V206H204ZM203 207V208H204ZM205 207V208H206ZM225 207V206H224ZM228 207V206H227ZM249 207V206H248ZM247 207V208H248ZM18 208V207H17ZM33 208V207H32ZM48 208V209H47ZM75 208V207H74ZM73 208V209H74ZM80 208V207H79ZM79 208H77V209H79ZM83 208H85V207H82V209ZM95 209V210H98V209ZM101 208H102V206H101ZM108 208V207H107ZM106 208V210H109V209H107ZM118 208V207H117ZM142 208H143V206H142ZM142 208H141V210H142ZM182 208H184V207H182ZM242 208V209H243ZM34 209V208H33ZM103 209V208H102ZM200 209V208H199ZM225 209V208H224ZM238 209H240V208H238ZM12 210H14V209H12ZM21 210H23L24 211V208L23 209H21ZM72 210V209H71ZM84 211L86 210V208L85 209H83ZM82 210V211H83ZM94 210V211H95ZM111 210H115L114 208L113 209H111ZM139 210V209H138ZM140 210V211H141ZM144 210H146V208L144 209ZM167 210V209H166ZM182 210H184V209H182ZM226 210V209H225ZM16 211H18V210H16ZM66 211V210H65ZM83 211V212H84ZM99 211V210H98ZM100 211H102L101 209H100ZM121 211V210H120ZM143 211V210H142ZM201 211V210H200ZM199 211V212H200ZM240 211V210H239ZM14 212V211H13ZM27 212H30V211H27ZM39 212V213H38ZM114 212H116V211H114ZM118 212V211H117ZM147 212H149V211H147ZM194 212V211H193ZM197 212H198V210H197ZM24 214H25V216L27 215L26 214V212L24 211L23 212ZM31 213V215H32V211L30 212ZM72 213V212H71ZM99 213L97 214V213H95L94 215H99ZM106 213H107V211H106ZM121 213V212H120ZM119 213V214H120ZM143 213V212H142ZM145 213V212H144ZM16 214V213H15ZM22 214V213H21ZM54 214V215H53ZM115 214V213H114ZM117 214V213H116ZM146 214H148V213H146ZM145 214V215H146ZM200 214H201V212H200ZM23 215V214H22ZM104 215V216H103ZM144 215V214H143ZM193 215V214H192ZM191 215V216H192ZM195 215V214H194ZM233 215V214H232ZM16 216V215H15ZM24 216V215H23ZM23 216H21V218L23 217ZM24 216V219L27 217H25ZM33 216V215H32ZM31 216V217H32ZM76 216V215H75ZM74 216V217H75ZM77 216H79V215H77ZM76 216V217H77ZM82 216H79V217H81L82 218ZM120 216V215H119ZM148 216V215H147ZM18 217H20L19 215H18ZM29 217V216H28ZM27 217V218H28ZM72 217H73V215H72ZM75 217V218H76ZM78 217V218H79ZM145 217V216H144ZM144 217H143V219H142V221L144 220ZM150 217V216H149ZM152 217V216H151ZM188 217V216H187ZM240 216H238V218H239ZM13 218H14V216H13ZM15 218H17V216L15 217ZM14 218V219H15ZM30 218V217H29ZM28 218V219H29ZM32 218H34V217H32ZM31 218V219H32ZM36 218V219H37ZM75 218H74V221H75ZM94 218H96L97 220H99V221H103V223L102 224H98L99 226H97V224H95L94 225V223L92 224V222H95V223H97V220L96 219H94ZM113 218V217H112ZM147 218V220H148V217H145V219ZM191 218V217H190ZM205 218V217H204ZM247 218V219H248ZM17 219H20V218H17ZM62 219H63V222H62ZM73 219V218H72ZM94 219V220H93ZM115 219V218H114ZM119 219V218H118ZM196 219V218H195ZM194 219V220H195ZM68 220H70V218H68L67 219V221ZM77 220V219H76ZM93 220V221H92ZM120 221H121V219H119ZM147 220H145L146 222H147ZM19 221H21V222H23L22 221V219L21 220H19ZM18 220H16V223L17 222H19ZM32 221H33V219H32ZM34 221H35V219H34ZM32 222V223H34V224H36L35 222ZM115 221V220H114ZM113 221V222H114ZM235 221V220H234ZM28 222L30 223V221L28 220ZM54 222L56 223V225L54 224ZM69 222V224H71V222L70 221H68ZM141 222V221H140ZM196 222V221H195ZM15 223V222H14ZM48 223H50V224H54V226H53V224H52V226L54 227L53 228V230H52V233H51V230H49V228H47L46 226H48V225H50V224H48ZM63 223H65V224H63ZM73 223V222H72ZM141 223H143V222H141ZM34 224H32L33 226L32 227H34ZM48 224V225H47ZM124 224V223H123ZM126 224V223H125ZM189 224H190V222H189ZM201 224V223H200ZM15 225V224H14ZM18 225H20L19 223H18ZM26 226L28 225V226H30L29 224H25ZM115 225H117V226H115ZM121 225V224H120ZM195 225V224H194ZM202 225V224H201ZM24 226V225H23ZM22 226V227H23ZM26 226H24L25 227V229H26ZM28 226H27V228H28ZM36 226V227H37ZM51 226V225H50ZM52 226H51V228H52ZM150 226V225H149ZM204 226V227H205ZM240 226H241V224H240ZM20 227V226H19ZM31 227V228H32ZM38 227H37V230H38ZM70 227H72V225L70 226ZM122 227V226H121ZM184 227H186L185 225H184ZM218 227H223V230H224V232H222V234L220 235L221 236V238H225L224 240L226 241V242H222V241H224V240H222V241H220V240H218V241H220V243L218 242V245H217V247H218V249L216 248V250L217 251H215V252H213L212 250L213 249H211V251H209L207 254H203V255H201V251H200V249L199 248H197L198 247V245L199 244H204V245H207L208 243H209V241H210V239L208 240L207 238L205 239L203 236H202V233H201V231H203V230H205V231H207V235H210V236H213V234H214V232H216V229L218 228ZM15 228V227H14ZM35 228V227H34ZM74 228V227H73ZM24 229V228H23ZM69 229V228H68ZM20 230V229H19ZM72 230L73 229H71L70 230V232H72ZM145 230V229H144ZM219 230V229H218ZM2 231V230H1ZM32 231H34V230H32ZM49 231V232H48ZM68 231V230H67ZM66 231V232H67ZM37 232H39V231H37ZM192 232V231H191ZM40 233V232H39ZM38 233V234H39ZM143 233V232H142ZM147 233V232H146ZM210 233H213L212 235L210 234ZM158 234V233H157ZM162 234V233H161ZM160 234V235H161ZM182 234V233H181ZM148 235V234H147ZM158 235H156V237H157ZM209 236V237H210ZM181 237V236H180ZM214 237V236H213ZM29 238V237H28ZM43 238V237H42ZM47 237H45V239H46ZM161 238V237H160ZM217 238V237H216ZM36 239V238H35ZM218 239V238H217ZM232 239V238H231ZM48 240V239H47ZM49 240H50V238H49ZM58 240V239H57ZM234 240V239H233ZM232 240V241H233ZM146 242V243H145ZM150 242V241H149ZM17 243V242H16ZM20 243V242H19ZM47 243V242H46ZM50 243V242H49ZM52 243V242H51ZM211 243V242H210ZM209 243V244H210ZM252 243H258V244H260V246L258 247V248H255L254 249V247L251 245ZM32 244V243H31ZM40 244V243H39ZM43 244V246H44V244L45 243H42ZM146 244L148 245V247L146 246ZM257 244V245H258ZM256 245V246H257ZM40 246V245H39ZM207 246H209V245H207ZM214 246V245H213ZM42 247V246H41ZM45 247V246H44ZM61 247H60V249H61ZM204 247H206V246H204ZM43 248V247H42ZM53 248V247H52ZM51 248V250L53 251V252H55L54 250V248L52 249ZM207 248V247H206ZM253 248V249H252ZM210 249V248H209ZM147 250H149L148 252H147ZM183 250V249H182ZM181 250V251H182ZM202 250V249H201ZM207 250V249H206ZM9 251V250H8ZM38 251V250H37ZM41 251V250H40ZM39 251V252H40ZM43 251V250H42ZM49 251V250H48ZM184 251V250H183ZM238 251V252H239ZM38 252V253H39ZM58 252V251H57ZM59 252H60V250H59ZM171 252V251H170ZM175 252V251H174ZM17 253H19L18 251H17ZM16 253V254H17ZM37 253V252H36ZM37 253V254H38ZM43 253H45L44 251H43ZM60 254V253H59ZM231 254V253H230ZM239 254V253H238ZM18 255V254H17ZM39 255V254H38ZM43 255V254H42ZM53 256V255H52ZM57 256V255H56ZM229 256V255H228ZM184 257H182V256H180V259H178V261H182L183 260V258ZM229 258V257H228ZM186 260V259H185ZM230 260V259H229ZM228 260V261H229ZM180 261V262H181ZM43 262H46L45 260L43 261ZM216 262V261H215ZM47 263V262H46ZM52 263V262H51ZM40 264H42L41 262H40ZM53 264V263H52Z\"/></svg>", "mask_w": 264, "mask_h": 264}]
</instances>
